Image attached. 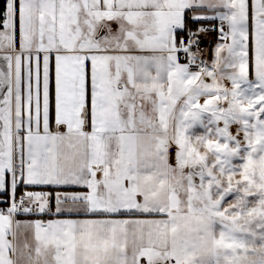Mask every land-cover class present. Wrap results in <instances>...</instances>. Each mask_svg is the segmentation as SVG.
Masks as SVG:
<instances>
[{
	"label": "snow or ice",
	"instance_id": "snow-or-ice-1",
	"mask_svg": "<svg viewBox=\"0 0 264 264\" xmlns=\"http://www.w3.org/2000/svg\"><path fill=\"white\" fill-rule=\"evenodd\" d=\"M0 264H264V0H3Z\"/></svg>",
	"mask_w": 264,
	"mask_h": 264
},
{
	"label": "built area",
	"instance_id": "built-area-1",
	"mask_svg": "<svg viewBox=\"0 0 264 264\" xmlns=\"http://www.w3.org/2000/svg\"><path fill=\"white\" fill-rule=\"evenodd\" d=\"M213 39H214V35H210V36H208L206 39H205V41H204V47L206 48V49H209V47H210V45L213 43Z\"/></svg>",
	"mask_w": 264,
	"mask_h": 264
},
{
	"label": "trees",
	"instance_id": "trees-1",
	"mask_svg": "<svg viewBox=\"0 0 264 264\" xmlns=\"http://www.w3.org/2000/svg\"><path fill=\"white\" fill-rule=\"evenodd\" d=\"M3 6V0H0V8Z\"/></svg>",
	"mask_w": 264,
	"mask_h": 264
},
{
	"label": "rangeland",
	"instance_id": "rangeland-1",
	"mask_svg": "<svg viewBox=\"0 0 264 264\" xmlns=\"http://www.w3.org/2000/svg\"><path fill=\"white\" fill-rule=\"evenodd\" d=\"M214 40H215V37H214V39H213V42H214ZM212 44H213V43H212ZM212 44H211V45H212ZM211 45H210V47H211ZM210 47H209V49H210Z\"/></svg>",
	"mask_w": 264,
	"mask_h": 264
},
{
	"label": "crops",
	"instance_id": "crops-1",
	"mask_svg": "<svg viewBox=\"0 0 264 264\" xmlns=\"http://www.w3.org/2000/svg\"><path fill=\"white\" fill-rule=\"evenodd\" d=\"M215 37V36H214Z\"/></svg>",
	"mask_w": 264,
	"mask_h": 264
}]
</instances>
